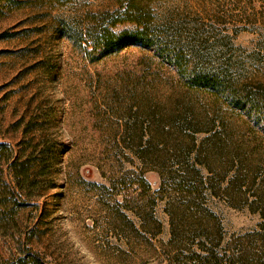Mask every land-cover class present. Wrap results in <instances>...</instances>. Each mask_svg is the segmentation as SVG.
<instances>
[{"label": "rangeland", "instance_id": "obj_1", "mask_svg": "<svg viewBox=\"0 0 264 264\" xmlns=\"http://www.w3.org/2000/svg\"><path fill=\"white\" fill-rule=\"evenodd\" d=\"M125 1L0 0V264H35L34 256L44 264H168L164 202L156 206L162 232L148 236L157 252L117 216L116 200L128 171L144 167L122 142L133 85L138 93L147 86L156 102L163 84L152 74L171 71L138 46L88 56L82 39L92 14ZM154 10L167 33L196 53L199 68L225 71L264 94V0H160ZM37 144L57 156L31 161L34 185H19L12 163L29 159ZM144 176L157 191L158 173L144 169ZM210 200L226 240L258 229V213Z\"/></svg>", "mask_w": 264, "mask_h": 264}, {"label": "trees", "instance_id": "obj_2", "mask_svg": "<svg viewBox=\"0 0 264 264\" xmlns=\"http://www.w3.org/2000/svg\"><path fill=\"white\" fill-rule=\"evenodd\" d=\"M158 1L126 0L119 10L92 14L82 31L88 56L102 58L138 46L151 50L150 58L171 71L162 77L152 74L163 84L156 102L149 99L147 86L138 93L139 86L133 85L123 147L144 169L157 172L161 184L153 191L143 168L129 170V182L119 192L123 200H116L117 216L124 217L132 231L158 252L148 236L162 232L156 206L163 201L171 233L162 248L168 264H264V169L258 170L264 166V94L225 71L199 68L196 53L161 25L154 10ZM125 23L135 28L117 29ZM148 85L153 86L154 80ZM137 97L139 101L134 100ZM199 134L203 136L198 138ZM46 147L37 144L29 159L12 163L19 185H34L31 161L48 163L54 159L48 158L50 153L57 156ZM213 197L258 213L262 219L258 229L226 240L211 206ZM33 262L44 264L36 256Z\"/></svg>", "mask_w": 264, "mask_h": 264}]
</instances>
